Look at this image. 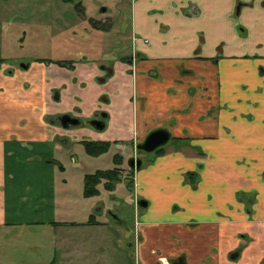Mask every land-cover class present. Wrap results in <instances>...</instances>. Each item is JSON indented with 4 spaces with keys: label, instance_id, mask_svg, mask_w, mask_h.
<instances>
[{
    "label": "crops",
    "instance_id": "crops-1",
    "mask_svg": "<svg viewBox=\"0 0 264 264\" xmlns=\"http://www.w3.org/2000/svg\"><path fill=\"white\" fill-rule=\"evenodd\" d=\"M130 19L131 39L148 41L133 45L132 74L119 61L103 82L92 60L70 69L32 64L15 75L0 69V92L39 118L35 127L18 123L0 133V239L59 222L102 227L97 217L110 215L111 202L86 200L87 215L69 208L82 204L65 193L64 174L76 171L61 155L78 146L83 155L82 142L113 148L164 129L174 145L134 172L133 207L136 197L147 206L131 226L112 218L122 229L114 250L123 259L132 253L135 264H157L158 256L171 264H264V0H133ZM54 88L58 104L50 101ZM101 111L102 132L66 134L47 121L59 112L88 119ZM86 234L89 241L76 246L83 254L71 243L80 233L71 232L70 244L58 243L71 248V259L58 250L52 264H83L98 244Z\"/></svg>",
    "mask_w": 264,
    "mask_h": 264
},
{
    "label": "rangeland",
    "instance_id": "rangeland-1",
    "mask_svg": "<svg viewBox=\"0 0 264 264\" xmlns=\"http://www.w3.org/2000/svg\"><path fill=\"white\" fill-rule=\"evenodd\" d=\"M19 1L0 0V59L3 60L2 64H8L12 58L16 63H25L34 58L51 57L52 59H59L68 55L65 47L59 46L53 39L45 40L44 38L48 37L47 32L52 31L56 34L66 26L77 25V30L81 32L82 26H79L78 23L80 24L86 17L82 16V18L77 19L73 8L80 2L87 7L86 14L101 18L99 23L105 17H99L100 10L105 7L109 8L107 15L110 20L106 19L104 24L107 26L109 22L110 24L107 34L91 30L89 37H85L84 41L79 42V45H83V49L77 50L72 59L77 60L78 57L87 54L92 58L101 57V60L112 61L129 58L135 52L134 42L131 41L130 23L133 0H71L72 2H68L67 5L62 0H23L22 6L18 5ZM23 34H25L24 42L22 41L24 46L19 48V41L23 38ZM73 54L72 49L70 55ZM33 85L40 88L35 82ZM38 121V114L31 105L27 106L26 102L21 104L16 96H12L8 92H0V133L16 127L18 123H21L23 129L35 127ZM172 145L174 143L170 139L163 148ZM80 150L81 147L78 146L73 151L66 153L68 156H72L67 158V155L63 154L60 159L67 170L71 166V171H76L64 174L69 190L68 193H65L69 194L72 200H76L82 205L75 206L69 203V208L82 209L81 212L87 215L92 211L85 205L89 203L86 200H94V202L108 200L111 202L110 212L122 223L124 222L125 226H131L132 221L137 219L138 213L141 212L140 209H135L132 203L134 190L130 183L132 177L127 167V161L132 156L131 146L127 144L119 146L117 144L99 157L84 156L85 153L82 155ZM115 154L120 157L119 167L124 169H122L119 181L114 185L113 191H104L102 185H99L97 189L101 192V196L85 197L83 194L85 175L92 174L97 170L113 168ZM70 158H72V164H70ZM153 158V153L141 154L143 166L146 167ZM61 194L63 195L64 192ZM240 201L250 209L251 204L245 196L240 197ZM59 206L67 210V203L59 204ZM97 221L104 225L102 227L89 225L88 228H84L81 224L59 222L54 224L57 226L51 228H31L28 233H26L27 228H21L19 231L22 232L17 235L0 239V264H52L54 256L59 253L58 250H61V260L67 257L71 259V248L66 244L62 247L58 245L60 240H66L70 244L71 232L80 233V238L71 242L76 253H84V250L76 246L89 241L86 232L93 234L95 237L93 241L98 242L97 245L92 244L93 252L83 260V264H86V261H90L91 264H135V257L132 253L131 255L127 252L128 257L125 256L123 259L118 250H114L118 247L120 231H122L121 228L115 227V220L110 216H101L97 217ZM101 234H104V239L108 237L103 243H101L100 238H97ZM87 250L89 249L87 248ZM71 261L69 260L67 264H72ZM78 264H81V261ZM157 264H167V261L164 257L158 256Z\"/></svg>",
    "mask_w": 264,
    "mask_h": 264
},
{
    "label": "flooded vegetation",
    "instance_id": "flooded-vegetation-1",
    "mask_svg": "<svg viewBox=\"0 0 264 264\" xmlns=\"http://www.w3.org/2000/svg\"><path fill=\"white\" fill-rule=\"evenodd\" d=\"M62 2H64V4L67 5L68 2H72V1L71 0H62ZM73 8L75 9V14L77 15V19H79V17L82 18V16L86 17V19L84 21H82L80 24L78 23L79 26H82L81 32L79 30H77V28H76L77 25L73 26V27H67L66 26V27L62 28L61 31L56 33V34H54V32H52V31L47 32L48 37L44 38L45 40L46 39H53L57 42L58 45H64L63 47L66 48L68 55H66L65 57H61L59 59H52L51 57L34 58V59L28 60L25 63H22V62L16 63V62H14V58H12L11 62H8V64H5L6 66H8L7 72H5V73L15 75L17 72H21V73L27 72L30 69L32 64H44V65L51 64V63H46L44 61L42 62L39 60L70 61V62L72 61L73 63H75V62L76 63H85V62H87V60L95 61L97 63L96 66H97L98 70L102 73L100 78H97V80L99 82L106 81L107 79L112 77V75L114 73L115 65L117 64L118 61L124 66L128 65L129 70H130L129 73H131V74L134 73L135 69H136V62L139 61V55L136 52H133L129 58L120 59V60H112L113 63H112V61H110V60L108 61L107 59H104V61H102L101 57L92 58L91 56H89L87 54L84 56L78 57L77 60L72 59L73 58L72 56H74L76 54L77 50L81 51L83 49V45H79V42L84 41L85 37L88 38L91 30H93V31L96 30L99 33L107 34L108 33V27L110 24V22L108 23V26L106 24H104L106 19L110 20V17L107 15V12L109 10V8H107V7L102 8L99 12V17L105 16L103 18L102 22H100V23H99V21H100L99 19H101V18H96L98 16H95V15L91 16V15L86 14L87 7H85L81 2L76 4ZM100 26H102V27H100ZM24 36H25V34H23V38H21L19 41V45H18L19 48H22L24 46L23 45ZM79 36H81V37L79 38ZM60 38L63 41L62 44H61ZM131 40L134 42V45H135V42L138 40H141L144 44L148 43V41L146 39H143V40L140 38L136 39L135 37H132ZM72 49H73L74 54L70 55V53L72 54ZM95 59H99V60H95ZM119 62H118V64H119ZM73 63H72V67H73ZM3 65L4 64H0V69L2 68ZM60 67H62V66H60ZM64 68H68V67H64ZM84 88H86V87H84ZM56 94H57V98H58L57 101H55L53 98ZM52 98L54 101L52 100ZM51 101H53V103H56V104L60 103L61 94H60L59 89L54 88L53 92L51 93ZM105 116H107V115L103 111L97 112L96 114H94L92 117H90L88 119L83 118L81 115L78 116V115H76V113H72V112H59L58 114H55L54 116H49V118H47V121L50 124L54 125L56 128H59L62 132L68 134L70 131H74L75 129H81V130L82 129H92V130L97 131V129H95V127L97 125V123H95V121H99V122L104 123V128H105L106 122H107V120H106L107 117H105ZM158 130H160V129H158ZM145 138H144V140H145ZM170 139H171V136H170ZM144 140L142 142L134 141L133 143L127 144V145L131 146V150H132V152H131L132 156L127 161V167L129 169H131L129 166V163L131 160H133L135 162L140 160L141 161V168L143 167L144 163L141 160V154H143L145 152L138 149V147L144 142ZM101 143H103V142H101ZM121 145H123V144H121ZM121 145H119V146H121ZM161 148H163V147H161ZM158 149H160V148H158ZM157 150H155L153 152V154L156 153ZM163 150H164V148H163ZM145 154H150V153H145ZM154 156H156V155L154 154ZM122 169H124V168H122ZM106 170H108V169H106ZM139 170H137V171H139ZM142 201H144V200H142ZM134 202H135L134 203L135 208H140L138 206L137 197L135 198ZM109 216L111 218H116V216H114L111 213ZM134 236L137 238V236H138L137 231H134ZM135 242H137V239ZM166 261H167V264H171L168 260H166ZM174 264H182V263L181 262H175Z\"/></svg>",
    "mask_w": 264,
    "mask_h": 264
},
{
    "label": "trees",
    "instance_id": "trees-1",
    "mask_svg": "<svg viewBox=\"0 0 264 264\" xmlns=\"http://www.w3.org/2000/svg\"><path fill=\"white\" fill-rule=\"evenodd\" d=\"M3 60L0 59V64H2ZM44 61L46 63H54L58 66L62 67H72V61H50V60H39ZM84 147V151L88 156L91 157H99L103 155L107 150L110 148L109 143H96V142H82ZM164 150L160 148L154 153L156 156L163 155ZM120 157L116 154L113 157L114 168L108 170H97L92 174L85 175L83 181V194L85 197H92L97 196L100 194L97 187L102 185L103 190L107 192H111L114 189V185L117 181H119V177L122 171V168L119 167L120 165ZM116 165V166H115ZM128 171L132 177L135 170L129 169ZM131 183V182H130ZM240 199V198H239ZM94 217L89 218L88 223H90Z\"/></svg>",
    "mask_w": 264,
    "mask_h": 264
},
{
    "label": "water",
    "instance_id": "water-1",
    "mask_svg": "<svg viewBox=\"0 0 264 264\" xmlns=\"http://www.w3.org/2000/svg\"><path fill=\"white\" fill-rule=\"evenodd\" d=\"M54 100L55 101L58 100L57 94L54 96ZM95 123H97L95 129L100 131L103 130L104 123L99 121H95ZM169 139H170V135L166 130L164 129L155 130L147 135L144 142L138 147V149L142 150L145 153H153L158 148H161L164 145H166ZM129 166L131 169L137 171L141 168V161L138 160L135 162L131 160ZM138 206L140 208H146L147 203L145 201H140L138 202Z\"/></svg>",
    "mask_w": 264,
    "mask_h": 264
}]
</instances>
